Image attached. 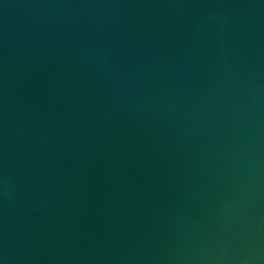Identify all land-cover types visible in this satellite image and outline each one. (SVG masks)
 Instances as JSON below:
<instances>
[{"label":"water","instance_id":"water-1","mask_svg":"<svg viewBox=\"0 0 264 264\" xmlns=\"http://www.w3.org/2000/svg\"><path fill=\"white\" fill-rule=\"evenodd\" d=\"M0 264H264V0H0Z\"/></svg>","mask_w":264,"mask_h":264}]
</instances>
